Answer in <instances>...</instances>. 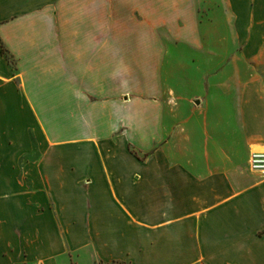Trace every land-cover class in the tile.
Masks as SVG:
<instances>
[{
    "label": "crops",
    "instance_id": "obj_1",
    "mask_svg": "<svg viewBox=\"0 0 264 264\" xmlns=\"http://www.w3.org/2000/svg\"><path fill=\"white\" fill-rule=\"evenodd\" d=\"M264 0H0V264H264Z\"/></svg>",
    "mask_w": 264,
    "mask_h": 264
},
{
    "label": "built area",
    "instance_id": "obj_2",
    "mask_svg": "<svg viewBox=\"0 0 264 264\" xmlns=\"http://www.w3.org/2000/svg\"><path fill=\"white\" fill-rule=\"evenodd\" d=\"M249 168L251 171L264 177V150L251 152L249 158Z\"/></svg>",
    "mask_w": 264,
    "mask_h": 264
},
{
    "label": "rangeland",
    "instance_id": "obj_3",
    "mask_svg": "<svg viewBox=\"0 0 264 264\" xmlns=\"http://www.w3.org/2000/svg\"><path fill=\"white\" fill-rule=\"evenodd\" d=\"M31 264H39V263H31ZM62 264H66V263H62ZM79 264H89V261H87V259L85 257H83L80 261ZM102 264V263H101ZM105 264V263H104ZM109 264H130L128 262H122V261H116V262H111Z\"/></svg>",
    "mask_w": 264,
    "mask_h": 264
},
{
    "label": "trees",
    "instance_id": "obj_4",
    "mask_svg": "<svg viewBox=\"0 0 264 264\" xmlns=\"http://www.w3.org/2000/svg\"><path fill=\"white\" fill-rule=\"evenodd\" d=\"M114 262H116V261H114ZM102 264H104V263H102ZM105 264H109V263H105Z\"/></svg>",
    "mask_w": 264,
    "mask_h": 264
}]
</instances>
